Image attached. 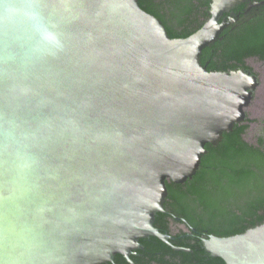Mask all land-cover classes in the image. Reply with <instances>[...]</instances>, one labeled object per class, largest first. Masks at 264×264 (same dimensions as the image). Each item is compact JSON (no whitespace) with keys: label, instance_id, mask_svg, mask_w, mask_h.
Returning a JSON list of instances; mask_svg holds the SVG:
<instances>
[{"label":"water","instance_id":"obj_1","mask_svg":"<svg viewBox=\"0 0 264 264\" xmlns=\"http://www.w3.org/2000/svg\"><path fill=\"white\" fill-rule=\"evenodd\" d=\"M250 1L212 0L201 29L171 38L138 0H0V264H110L140 239L167 242L166 181L196 175L260 85L201 63L232 25L222 17ZM8 6L40 30L6 20ZM202 247L264 264V224Z\"/></svg>","mask_w":264,"mask_h":264},{"label":"trees","instance_id":"obj_2","mask_svg":"<svg viewBox=\"0 0 264 264\" xmlns=\"http://www.w3.org/2000/svg\"><path fill=\"white\" fill-rule=\"evenodd\" d=\"M168 34L171 38L188 37ZM253 58L264 61V17L244 22L222 41L203 50L201 63L208 71L244 69L254 73L248 65ZM251 122L247 113L246 120L225 132L217 146L207 144V154L192 179L184 184L166 181L165 212L155 221L160 232H170V223L177 218L197 229L202 238L230 237L264 224V120L260 121L254 142L247 140ZM151 245L149 252L154 253L157 248ZM186 246L196 252L195 256H187L188 263L225 264L203 249L201 239Z\"/></svg>","mask_w":264,"mask_h":264},{"label":"flooded vegetation","instance_id":"obj_3","mask_svg":"<svg viewBox=\"0 0 264 264\" xmlns=\"http://www.w3.org/2000/svg\"><path fill=\"white\" fill-rule=\"evenodd\" d=\"M138 1L144 11L159 19L167 32L177 37L194 34L211 19L212 0ZM258 17H264V0H251L237 6L231 13L222 17L221 21L223 19L232 21V25L222 32L221 38L217 42L222 41L226 35L238 29L244 22H250ZM248 117L251 119L249 114ZM253 123L255 121L251 122V124ZM177 219L175 222L170 223V232L164 233L169 236L167 242H163L158 238L154 239V237L140 239L139 248L131 251L128 257L117 255L114 263L110 264H192L188 263L186 258L190 255L195 256L196 252L195 249L186 246V244L190 241L196 243L200 239L202 244L203 234L192 228V226L191 229L185 220ZM155 240L165 245L162 246ZM151 244L157 248L154 253L149 252Z\"/></svg>","mask_w":264,"mask_h":264},{"label":"rangeland","instance_id":"obj_4","mask_svg":"<svg viewBox=\"0 0 264 264\" xmlns=\"http://www.w3.org/2000/svg\"><path fill=\"white\" fill-rule=\"evenodd\" d=\"M248 65L260 79V85L255 91V95L250 106L247 108V113L250 118L255 121V123L250 125L247 140L254 142L256 140L255 137L258 130L261 127L260 121L264 120V61L253 58L248 60Z\"/></svg>","mask_w":264,"mask_h":264},{"label":"clouds","instance_id":"obj_5","mask_svg":"<svg viewBox=\"0 0 264 264\" xmlns=\"http://www.w3.org/2000/svg\"><path fill=\"white\" fill-rule=\"evenodd\" d=\"M4 18L11 22L12 24H15L17 21V18L20 16H23L29 20H32L34 22V27L37 30H40V25L36 23V14L28 11H21L20 9L13 7V6H8L4 10ZM44 38L52 45L53 48L59 49L62 47L61 42L57 35L53 32L49 31H44L43 32Z\"/></svg>","mask_w":264,"mask_h":264}]
</instances>
